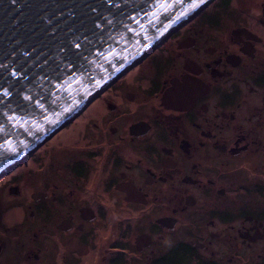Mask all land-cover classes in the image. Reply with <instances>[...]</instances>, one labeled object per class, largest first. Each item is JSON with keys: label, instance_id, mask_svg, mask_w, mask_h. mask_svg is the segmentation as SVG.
<instances>
[{"label": "flooded vegetation", "instance_id": "obj_1", "mask_svg": "<svg viewBox=\"0 0 264 264\" xmlns=\"http://www.w3.org/2000/svg\"><path fill=\"white\" fill-rule=\"evenodd\" d=\"M0 264H264V0H211L4 174Z\"/></svg>", "mask_w": 264, "mask_h": 264}, {"label": "water", "instance_id": "obj_2", "mask_svg": "<svg viewBox=\"0 0 264 264\" xmlns=\"http://www.w3.org/2000/svg\"><path fill=\"white\" fill-rule=\"evenodd\" d=\"M210 1L0 0V178Z\"/></svg>", "mask_w": 264, "mask_h": 264}, {"label": "snow or ice", "instance_id": "obj_3", "mask_svg": "<svg viewBox=\"0 0 264 264\" xmlns=\"http://www.w3.org/2000/svg\"><path fill=\"white\" fill-rule=\"evenodd\" d=\"M76 47H80V45L79 44H77L76 45ZM0 67H2V66H0ZM12 75L13 76H16L17 75V73L14 71L13 73H12ZM8 93L5 91L4 92V95H7ZM26 100H30L31 99V97H28V96H26V97H24Z\"/></svg>", "mask_w": 264, "mask_h": 264}, {"label": "rangeland", "instance_id": "obj_4", "mask_svg": "<svg viewBox=\"0 0 264 264\" xmlns=\"http://www.w3.org/2000/svg\"><path fill=\"white\" fill-rule=\"evenodd\" d=\"M45 147H47V148H48V145H47V146H45ZM6 218H7L9 221H11V217H10V215H8Z\"/></svg>", "mask_w": 264, "mask_h": 264}]
</instances>
